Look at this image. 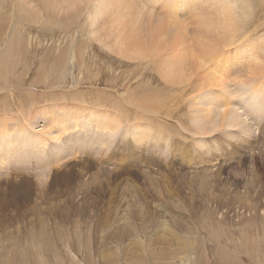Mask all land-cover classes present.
Returning a JSON list of instances; mask_svg holds the SVG:
<instances>
[{"label": "rangeland", "instance_id": "1", "mask_svg": "<svg viewBox=\"0 0 264 264\" xmlns=\"http://www.w3.org/2000/svg\"><path fill=\"white\" fill-rule=\"evenodd\" d=\"M140 1V7L147 8H144L146 14L159 18L163 11L161 6ZM258 6L249 22L246 39L253 43L264 35V6ZM185 9L177 10L178 24L169 20L162 26L165 30L160 28L163 32L156 31L155 26H159L153 20L152 38L154 42L161 41L160 49L146 51L144 59L134 61L113 55L87 35L81 40L76 30L78 21L68 24L72 29L64 24H42L43 27L26 24V28L20 30L23 39L13 43L16 47L20 42L25 43L28 52L21 43V50L14 46L18 49L17 53L14 50L17 55L12 54L13 47H8L14 44L5 36L0 38V74L2 70L7 72L0 75V128L4 126V117L7 123L10 122L9 126L11 122L15 125L17 120L25 121V117L34 118L37 130H46L44 115L49 114L50 121L55 117V123L49 122L56 128V123L63 117L64 122L72 119L74 124L78 119L91 116V112L96 113V117L107 116L114 125L123 122L128 128L139 126L151 133L148 144L140 146L130 135L125 140L117 136L120 146L115 142L117 147H110L109 152L99 155L92 146L101 148L104 141L115 138L101 129V134L94 133L87 118L84 120L87 124L80 121V128H70L76 147L86 146L72 158L68 157L76 151L69 150L61 166L53 167L46 162L44 171H41L42 165L27 166L28 170L24 163L18 166L16 162L19 161L13 160L21 167L12 163L18 173L3 174L0 168V264H264V63L259 70L253 63L235 59L238 52L233 47L230 52L215 55L212 64L206 62L202 68L195 66L185 84L168 85L159 76L162 67L155 62L166 56L178 59L184 51L191 54L195 49L192 36L198 14L188 12L189 6ZM7 27L9 30V26L1 25L0 33L6 34L3 31ZM82 52L86 54L84 57ZM12 56L14 62L16 56L18 64L15 66ZM4 65L8 68L4 69ZM65 66L67 70L63 73ZM94 73H98L96 78ZM226 77L229 78L226 80ZM202 84L203 88L212 84L211 88L216 89L202 90ZM222 88H229V93L234 94V97L232 93V97L226 94L232 107L229 109L240 105L239 113L248 114L244 116L247 122L239 128L230 127L224 110L210 103V95L215 96ZM252 88L260 90L261 98L252 96ZM148 92L156 94L155 109L147 110L146 102L139 99ZM202 100L206 103L204 106ZM125 125L121 131L125 130ZM27 126L28 133H32ZM82 127L87 131L84 132ZM54 128L48 129L53 131ZM80 135L82 139L77 143ZM59 136H62L61 143L67 138L65 134ZM46 138V142L31 138L32 146H28L34 149L36 144L38 149H43L45 145L52 148L60 144ZM83 138H91V141L84 143ZM96 140L101 141L100 144ZM126 142H132L129 145L133 151ZM48 148L45 149L47 154ZM15 150L18 152L19 149ZM21 171L24 175L19 173ZM42 225L46 227L51 243L37 244L26 239L31 229L40 231ZM140 247L162 255L147 252V263L137 262Z\"/></svg>", "mask_w": 264, "mask_h": 264}, {"label": "bare ground", "instance_id": "2", "mask_svg": "<svg viewBox=\"0 0 264 264\" xmlns=\"http://www.w3.org/2000/svg\"><path fill=\"white\" fill-rule=\"evenodd\" d=\"M139 1L140 0H0V26L1 25L2 26L4 25L5 27L6 26H9L10 27L9 30H8V27H7L6 30L4 29L3 32H6V34L0 33V38L5 36V37H7V39L9 40V42L10 41L12 42L11 44H14L13 46H11L9 44V42H8V45H10L8 47H10V49H12V47H13V49H12V51H13L12 54H13L15 51H16L15 53H17L18 52V49L22 48V47H20V45H21L22 42H20L19 45L17 44L18 47H16V43H13V42H18V41H20V40L23 39L24 35L22 34V32L20 30H21V27H25L26 24L27 25L29 24V25H32V26L33 25H35V26L38 25V27H39V25L41 27H43L42 24H44V25L45 24L46 25H57V26L64 24V25L70 26L68 24H70L71 22L78 21L79 22V27L76 30H78L79 34L81 35V37H79V38H81V40L83 38L82 36L85 35V37H86V35H87L91 39L96 40L99 44H101L109 52L113 53V55L116 54L115 56H118V57L120 56L122 58H125V59H128V60H133L134 61V60H137V59H142V58L144 59L146 57V55H145L146 51L157 52L160 49L161 41L154 42L153 41V38H152L153 32L151 30V27H152L153 20H156V22L158 23V26L159 27L157 28L155 26V28H156V31H159V29L162 26H165V24L169 20H171L169 22H171V23L172 22H175V24H176L177 23V20H178V16H179L177 10L179 8H182L183 10L186 11L185 7H188L189 6V11L188 12H193V13L196 12L198 14L197 15V21L195 22L196 29L194 30V33H193V36H192V38L194 39V41H192V42L194 43L195 49L193 50V52L191 54H187V52L184 51V54H180L182 56L180 58H178V59H173V58H171L169 56H166V57H164V58L156 61L155 63L157 65H159L160 67H162L160 69V71H159V76L161 77V79L163 81H165L166 83H168V85L169 84H171V85H181L185 81H187V80L189 81L190 80L189 79V76H190V74L193 71V68L195 66L198 67V68H202L201 66H204L207 63H208V65H210V64H212L215 61V58H214L215 55L221 54V53H223L225 51L230 52V50L233 47L238 52L237 53L238 58H235V59H237V60H239L241 62H244V63H246V62L249 63V64L250 63L251 64L253 63V64L256 65V67L259 68V70H260V68H262V63H264V35L262 37L259 36L260 39L256 43H253V42H250V41H246V39L248 37L249 29H250L249 22L252 20L254 14H255V9H256L255 6L259 4V6H258V8H259L260 6H262V4H264V1L262 2V0H256V3L254 4L253 3L254 0H142V1H146L148 4L152 3L154 6H158V7L161 6V9H163V11L160 12L161 15H159V18H157V19L154 16L150 15V14H146V12L144 11V8L145 9H147V8L146 7L141 8L140 7V4H139ZM142 1H140V2H142ZM167 13H169L171 16H174V17L171 18V16L169 14H167ZM54 27L51 26V28H50L48 26V28H50V29H53ZM1 28H3V27H1ZM55 28L59 29L60 27H55ZM61 28L63 29L62 26H61ZM70 29H72L71 26H70ZM64 30L65 29H63V31ZM162 30H165V28L163 29V27H162ZM160 31H161V29H160ZM161 32H163V31H161ZM167 33H168V31L166 32V34ZM74 34H76V33H74ZM175 34H176V32H175ZM262 34H264V33L262 32ZM83 40H85V39H83ZM85 41H83V42H85ZM23 42H25V41L23 40ZM26 42H27V40H26ZM0 43L2 44V42H0ZM24 44H23V46H24ZM6 46H7V44H6ZM14 46L16 48H18V49H14L15 48ZM80 46L82 47L84 45H80ZM88 46L89 45H87V47ZM80 48H78V49H80ZM29 49L30 48H28L27 50H29ZM5 51H7V49ZM8 51L11 52L9 49H8ZM24 51H26V47H25ZM26 52H28V51H26ZM67 52H68V50H67ZM177 53L179 54V52H177ZM69 54H70V52H69ZM81 54L83 55V57L86 55L83 52ZM5 55H7V54H5ZM8 55L10 56L11 53L8 54ZM15 55H17V54H15ZM78 55H80V53H78ZM18 56H17V58H18ZM22 56H23V58H25L23 54H22ZM72 57H69V59H71ZM4 58H5V56H4ZM14 58H15V62L13 60V56L11 57V59L14 62V63L13 62L12 63L15 66V64L17 63L16 62V56ZM11 59L9 61H11ZM89 61H90V59H89ZM22 64L24 65L25 63L22 62ZM0 65H1V62H0ZM4 66H6V65H4ZM68 66H70V65H68ZM0 67H2V65ZM58 67H57V69H58ZM62 67H63V65H62ZM5 68L7 69L8 66L4 67V69ZM216 68L217 69H220V66H217ZM98 69H100V68L98 67ZM9 70H10V68H9ZM66 70H67V67L62 72L63 73H66ZM262 71H264V70H262ZM3 72H4V70H2V73L0 75H2ZM95 72H96V70H95ZM212 72H215V71L212 70ZM4 73H7V72H4ZM91 73H89V74H91ZM94 74H95L94 77L96 78V74H98V73H94ZM214 75H217V74L214 73ZM242 75H244V74H242ZM12 76H10V77H12ZM225 76H226V74H225ZM229 76L231 77V75H229ZM227 78H229V77H226V80H227ZM3 79H5V77ZM17 79H18V77H17ZM18 80H20V79H18ZM215 81H214V83H215ZM232 81H233V79H232ZM81 82H82V79H81ZM218 82H220V81H218ZM221 82H223V80ZM148 83H150V82H148ZM148 83H147V85H149ZM238 84H239V82H238ZM208 85H210V84H208ZM211 85H210L209 88H211ZM202 86H203V84L200 85V87H202ZM218 86L220 87V85H218ZM218 86H217V88H219ZM248 86H250V85H248ZM4 87H6V86H4ZM205 87L206 86H204V88L202 87V90L203 89H207V90L209 89V88H205ZM251 87L252 86H250V89H251ZM213 89H216V88H214V86H212L211 90H213ZM228 90H229V88L227 90L226 89L223 90V88H222L221 89V92H218L217 91L219 94H217V92H216V95L215 96L213 94L210 95V96H212V98L210 97L211 98L210 99V101H211L210 103H215V105L218 106V107H215V108H219L220 107L221 108L220 110H222V109L224 110V113L229 118L230 127L238 126V128H239V126H241V125L245 124V122H247V118H245L244 116H246V115L248 116V114L247 113H243L241 115L239 113V111H238L239 108H240V105H238L236 107L234 105L235 103L233 104L234 105L233 109H231V110L229 109V108H232V107L229 104L230 101L227 99V95L229 97H232V96L234 97V94L231 92L233 94L232 95L231 93H229ZM252 90H251L252 96H255L256 98H261L262 94L260 93V90L259 89L256 90L255 88H252ZM213 91H215V90H213ZM213 91H211V93ZM226 91H228V92H226ZM246 91H248V93L250 92L248 89ZM234 92L236 93L237 91L235 90ZM238 93H236V94H238ZM140 95H142V94L140 93ZM241 95L243 96V93ZM80 96H82V95H80ZM84 97H86V96H84ZM236 97H237V95H236ZM130 98H131V96H130ZM76 99L77 98H75V100ZM132 99H134V98L132 97ZM132 99H131V101H133ZM139 99L144 100L146 102V104H147L146 107L149 108L147 110H150L151 108H154L155 109L157 107L156 106L157 97H156V94L155 93H152V92L149 93L148 92L146 94H143L141 97H139ZM162 99L163 98H161V100ZM199 99H201V98L199 97ZM203 100L201 102L203 104V106L206 103H209L207 100H204L205 102L207 101L206 103L203 102ZM138 101L140 102V100H138ZM163 101H165V99H163ZM167 101L168 100L166 99V102ZM158 102H160V101L158 100ZM157 104L159 105V103H157ZM198 104L199 103H197V105ZM138 106H140V104ZM244 107H246V106H244ZM247 107H248V105H247ZM260 107H262L261 104H260ZM117 109H119V108H117ZM225 110H228V111H225ZM243 110H242V112H243ZM26 111H28V110H26ZM250 111L251 110H249L248 112L250 113ZM44 113H46V112H44ZM98 113H100V112H98ZM83 114L81 115L82 117H83ZM90 114H91V116L88 115L86 117H83L82 120L77 118L78 120L77 121L75 120L76 122L74 124H72V122H73L72 119H67V121L64 122L63 121L64 117H63V119L62 120L60 119L59 122L61 121V122H64V123L57 122L56 123V126H55L56 128H54L52 126L53 124H51V123H55L54 122L55 120L53 119L55 117L52 116L53 118H51V120L52 121L54 120L52 122V121H50V119H48L49 118V116H48L49 114L47 115L48 117L44 115L45 117L43 116L42 118H43V121H46V122L43 123L44 126H47V129L46 130L45 129L44 130L43 129L37 130V128L35 127L36 123L33 121L34 118H29V117L27 118V117H25L26 119H25V121L22 120L23 122L22 121L18 122V120L17 121L15 120L16 121V124L13 125L12 122H11V124L9 126V123L10 122L7 123V118L4 117L2 119V120H4V122H3L4 123L3 124L4 126L1 125V126H3L2 127L3 129L0 128V129H2V131L0 132V168H1V172L3 174L4 173H7L9 171L14 172V173H18V171L16 169H17V167L21 163H24L25 164V168L27 166L28 167L30 166V168H31V166H33L35 168V167H37V165H39V167L42 165L41 166V168H42L41 171H44L45 170L44 169L45 167L43 168V165L46 162L51 163V165H53V167H54V165L56 167L61 166V164L63 163V161L67 159V154H68L69 150H72L73 149V151H76V152L71 153L68 158H72L75 155L77 156L82 151L81 149H83L84 146H86V144L83 145L82 148H79V146L76 147V145H75L76 143L75 144L73 143V139L71 137L73 133H70V131L71 130L73 131V129L80 128L81 126H78L79 125V122L81 121V123L83 124V123H85L84 120H86L87 118H88V122L90 121L89 122L90 123L89 126L91 127V125H93L92 128H91V130L93 129L94 130V133L101 134L100 131L101 130L102 131L104 130L105 133L107 131V133L110 135V137L115 138V139L109 138L110 141H104L102 144L99 143L101 141L96 140V141H98V143L100 145H102V146L104 145L103 148H102V146H101V148L99 146H97L98 148L97 147L93 148L92 145L94 144V142L92 140V142H93L91 144L92 150L95 151L96 154H99V155L101 154L102 155V154H104L106 152H109L110 149H111L110 147H113V146L115 147L116 146L115 145L116 144L115 142H118V140H116V139L123 138L125 140L126 139V136H128V135L132 136L135 139L133 142L136 145H138V146H140L142 143L148 144L147 141L150 139V136L149 135L151 133L148 132V130L144 129L143 127H139L138 125H137L138 127H135V126L132 125V126H130V128H128L127 125L123 124V122L122 123L121 122H119V123L117 122L118 124L116 123L114 125V124L110 123V121H109V119H108L107 116L106 117L105 116L104 117H101V115L99 117L97 116L99 118V121H98L97 120V117H96V113H91L90 112ZM36 115H37V112H36ZM73 118H74V116H73ZM249 118H251V117L249 116ZM119 120H121V119H119ZM0 121H1V119H0ZM10 121H12V120H10ZM48 122L50 124H48ZM88 122L86 121L85 124H87ZM155 122H157V121H155ZM27 124L30 127V130L32 131V133L31 132L28 133L27 128H25V126ZM139 124H140V122H139ZM72 125H74V126H72ZM123 125H125V130L121 131L120 129H122ZM14 126L17 129H15ZM77 126H78V128H77ZM82 126H84V125H82ZM49 127H52L55 130L52 131V130L48 129ZM246 127H247V125H246ZM70 128H73V129H70ZM85 128H83V131H84ZM115 128L117 129V131L114 132L113 129H115ZM247 128H249V127H247ZM99 129H101V130L99 131ZM13 130H17V131L13 132ZM111 130L113 131V133L111 132ZM78 131H77V133H78ZM86 131H87V129H86ZM86 131H84V132H86ZM95 131H97V132H95ZM144 131L146 133H144ZM80 132H82V130H80ZM104 132L102 133L103 136H104ZM94 133H93V139L95 140V138H94L95 137L94 136L95 134ZM58 134L59 135L62 134L63 136H64V134L66 135L67 138H66V140L63 143H61V141H62V138L61 137L62 136L60 137ZM112 134L114 136H111ZM242 134H244V133H242ZM81 135L78 136L79 139L77 140V143H80V139H82V138H80ZM44 136H46L47 138L49 137L52 140L54 139L55 141L59 142L61 145L60 144L54 145L52 143L54 145L52 148H50V147L48 148V146L45 145L44 147H42L43 149H40V148L38 149L36 147V144L33 145L34 146V149L32 147H29V146H32V144H30V141H31L30 139L31 138H34V140L36 142L37 141H42V139H43V141H45L44 139L46 137H44ZM88 136L91 137L90 134ZM97 136H99V135H97ZM117 136H118V138H117ZM119 136H121V137H119ZM109 139H107V140H109ZM83 140H84V138H83ZM89 140L87 139V140H84L85 142L84 141L83 142L86 143ZM121 141H122V139H121ZM128 141H130V140H128ZM48 142H49V140H48ZM48 142H47V144H48ZM108 142H109V145L108 146L106 145V147H105V144H107ZM131 143L129 142V144H131ZM39 144H40V142H39ZM42 144L43 143H41L40 145H42ZM129 144H128L129 148L133 151L134 149H132V146L129 145ZM40 145H39V147H40ZM96 145H98V144H96ZM117 146L118 147L120 146L119 142H118V145ZM19 147H21V148H19ZM47 148L50 151L49 152L47 150L49 152V154L45 153V149H47ZM15 149H19L20 152H19V150L17 152V150H15ZM56 149L58 150V153L56 152ZM12 150H14V151H12ZM102 151H104V152L102 153ZM38 152L40 154H37ZM85 152H86V150H85ZM108 158H110V156H108ZM13 160H18L19 162H16V161L13 162ZM15 162H16V164L19 163V164H17L18 166L15 164ZM12 163L15 164V165L13 164L14 166H17L16 168L14 167L15 169L13 168ZM24 164L22 165V167L24 166ZM28 167L26 169L29 170L30 168H28ZM18 168H21V167H18ZM52 168H50V169H52ZM18 170L20 171V169H18ZM34 171H35V169H34ZM19 173H21V175H24V174H22V171L19 172ZM18 175H20V174H18ZM139 206L141 207V203H140ZM143 206L144 205H142V207ZM130 215H131V213H130ZM44 225L40 226V229L38 228L40 231L35 230L36 228L31 229L29 231V234H28L29 236L26 239H28L32 243L35 242L37 244L38 243H40V244H43V243L49 244V243H51L48 240V234L46 232V227ZM123 227H126V225L123 226ZM127 227L128 228L129 227H132V225H127ZM104 228H106V227H104ZM132 228L133 229H136V227H132ZM155 237H157V236H155ZM175 239H176V237H175ZM175 239L172 238V240H175ZM164 240H165V238H164ZM192 245L194 246V244H192ZM173 246H175V245H173ZM168 249H169V247H168ZM168 249H167V251H169ZM159 250H161V249H159ZM162 250H163V248H162ZM147 252H148V254L151 253L154 256L155 255L156 256L157 255H162L158 251H154V250L153 251H150V249L147 250V247H140V250H139V253L140 254L139 255H136V256L139 257V259L136 260V261L137 262H141V263L142 262L143 263H147L148 258H147V255H145V253H147ZM174 253H177V251L174 252ZM178 254H179V252H178ZM181 254H179V255H181ZM157 258H158V260L160 259L159 257H157ZM2 264H3V262H2ZM6 264H8V262ZM135 264H136V262H135ZM149 264H150V262H149Z\"/></svg>", "mask_w": 264, "mask_h": 264}]
</instances>
